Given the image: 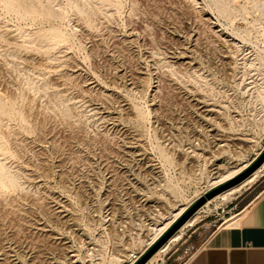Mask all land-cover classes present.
<instances>
[{"label":"rangeland","instance_id":"374dc122","mask_svg":"<svg viewBox=\"0 0 264 264\" xmlns=\"http://www.w3.org/2000/svg\"><path fill=\"white\" fill-rule=\"evenodd\" d=\"M217 1L0 0V264H130L260 158L264 0ZM263 194L264 169L184 234Z\"/></svg>","mask_w":264,"mask_h":264},{"label":"crops","instance_id":"0c3cea01","mask_svg":"<svg viewBox=\"0 0 264 264\" xmlns=\"http://www.w3.org/2000/svg\"><path fill=\"white\" fill-rule=\"evenodd\" d=\"M170 239L146 264H264V194L207 236L194 230ZM153 242L150 238L148 243Z\"/></svg>","mask_w":264,"mask_h":264},{"label":"bare ground","instance_id":"6f19581e","mask_svg":"<svg viewBox=\"0 0 264 264\" xmlns=\"http://www.w3.org/2000/svg\"><path fill=\"white\" fill-rule=\"evenodd\" d=\"M24 1V0H23ZM219 1V0H218ZM217 1V3L219 4V2ZM224 3V2H223ZM219 6H221V7H219ZM226 7V5H221V2H220V5H217V7H219L220 9L222 8V13H224V12H226V8H228V7ZM219 9V10H220ZM242 9V8H241ZM228 10V9H227ZM244 10V9H243ZM224 11V12H223ZM228 13V12H227ZM150 56V55H149ZM92 110H94V109H92ZM94 111H96V108H95V110ZM93 111V112H94ZM97 113H98V110H97ZM100 114V113H99ZM13 133L14 132V130L13 131H10V133ZM9 133V134H10ZM11 133V134H12ZM13 135V134H12ZM15 135H16V133H14V137H15ZM11 136V135H10ZM222 138V137H221ZM15 140V139H14ZM220 140V139H219ZM223 140V139H222ZM16 141H17V138H16ZM16 141L14 142L15 144H16ZM221 141V140H220ZM0 144H2L1 142H0ZM223 144V143H222ZM224 144H226V143H224ZM223 144V145H224ZM217 145V144H216ZM220 146V145H219ZM225 146V145H224ZM2 147V145H0V148ZM4 147V146H3ZM220 147H223L222 145L220 146ZM2 149H0V153H2V151H1ZM193 153V152H192ZM0 155H3V153L2 154H0ZM192 156H196L195 158H201V155H199V154H196V153H194ZM3 161H4V159H3ZM4 162H2V160H0V186H1V184H2V186H4V187H6L7 186V184H6V182H8V184H10V183H12V184H10V186L12 187V185L14 184V185H16V181H17V185L19 184L18 183V180H16V179H18V178H16V175L18 174H16V172H17V170H15L16 172H14V170H13V172H10V168H8V167H6V163H5V165L3 164ZM228 163V162H227ZM226 162H221V163H217V164H214L213 166H212V170H211V172H212V179L210 180V182H211V186H212V188H215V187H217V186H219L220 184H223V183H225L226 181H228V180H231V179H235L241 172H243V170L246 168L245 167V165H244V167L242 166H240V167H238L235 163L234 164H231V165H235V166H232V167H230L231 165H229V163L227 164ZM6 169V170H5ZM263 169H264V163L262 164V166L260 167V168H258L253 174H251L247 179H245V180H243L242 182H240V183H238V184H236L235 186H233V187H231L230 189H228V190H225L224 192H222V193H220L219 195H217V196H215L213 199H211V200H207L206 201V203H205V205L202 207V208H200L172 237H171V239H170V241H174V240H178L181 236H182V234L184 233V230L186 229V228H189V227H192V226H194L198 221H199V219H200V214L202 213V211L204 210V208H208L209 207V205L212 203V202H215V201H217L218 202V200L220 201L219 203H229V202H231L232 200H234L235 199V197H236V195L237 194H239V193H241L243 190H245V189H248L252 184H254L260 177H261V175H262V173H263ZM8 171L9 170V172L11 173H9V172H4V173H6L7 175L9 174V176H8V181H6L5 182V180L3 179L4 177H5V179L7 178L6 176H4V175H6V174H4L3 176H2V173H3V171ZM18 177V176H17ZM6 185V186H5ZM13 185V186H14ZM210 186V187H211ZM15 188H16V186H14ZM18 188H21V185H19V186H17ZM211 190V189H210ZM207 192H209V191H206V192H204L203 193V195L202 196H199V197H205L206 196V194H207ZM199 197H197L196 199H199ZM0 198H2V197H0ZM2 200V199H1ZM3 201H4V199H3ZM33 201V200H32ZM35 201V200H34ZM2 202H0V205L2 206V204L4 203H2ZM220 205V204H219ZM189 206V205H188ZM187 206V207H188ZM217 207V206H216ZM2 210V209H1ZM184 208L182 207V208H178L177 210H175L174 211V213H172V216L170 217V219L167 221V222H165L161 227H159V228H153V234H152V237H151V240L153 241H155L174 221H176L181 215H182V213L184 212ZM206 212V211H205ZM2 264V263H1Z\"/></svg>","mask_w":264,"mask_h":264},{"label":"water","instance_id":"95a60500","mask_svg":"<svg viewBox=\"0 0 264 264\" xmlns=\"http://www.w3.org/2000/svg\"><path fill=\"white\" fill-rule=\"evenodd\" d=\"M264 162V153L260 158L254 163V165L249 168L245 173L230 181L229 183L213 190L205 197L198 200L190 209H188L178 221L172 225V227L137 261L135 264H146L150 258L190 219V217L204 205L205 201L212 199L218 194L224 192L225 190L235 186L236 184L243 181L248 175L253 173L257 168H259Z\"/></svg>","mask_w":264,"mask_h":264},{"label":"built area","instance_id":"2783aa9c","mask_svg":"<svg viewBox=\"0 0 264 264\" xmlns=\"http://www.w3.org/2000/svg\"><path fill=\"white\" fill-rule=\"evenodd\" d=\"M153 243H155V241H154ZM153 243H152V244H153ZM146 250H148V249H146ZM144 252H145V251H144ZM146 252H147V251H146ZM146 252H145V253H146ZM145 253H142V254H140L139 256L134 257V259L131 261L130 264H135V263H137V261H139V259H140Z\"/></svg>","mask_w":264,"mask_h":264}]
</instances>
